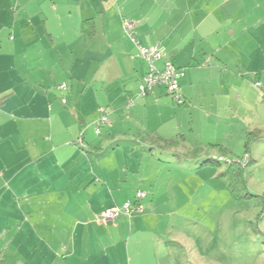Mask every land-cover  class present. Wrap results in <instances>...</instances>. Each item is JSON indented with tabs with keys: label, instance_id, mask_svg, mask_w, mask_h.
Segmentation results:
<instances>
[{
	"label": "crops",
	"instance_id": "crops-1",
	"mask_svg": "<svg viewBox=\"0 0 264 264\" xmlns=\"http://www.w3.org/2000/svg\"><path fill=\"white\" fill-rule=\"evenodd\" d=\"M128 2L0 0V257L13 255L19 264H163L168 257L159 240V207L172 201L156 195L158 176L147 173L142 160L159 159L156 136L185 141V133L210 119L217 112V88L205 72L212 77L231 72L217 64L207 67L211 58L205 55L202 26L184 28L177 21L170 30H157L148 13L129 12ZM85 20L91 24L86 33ZM129 22L139 44L158 46L180 70L184 105L171 107L162 85L140 95L148 66L124 30ZM163 62L156 65L162 68ZM90 71L92 97L86 106L82 94L76 98L80 82L65 79ZM58 91H67L73 104L63 108L60 103L67 100ZM100 108L111 123L97 134ZM150 108L170 113L138 138L129 134L134 117L149 120ZM185 114L189 123L182 130L179 119ZM138 190L146 192L141 213L96 222L98 214L122 206Z\"/></svg>",
	"mask_w": 264,
	"mask_h": 264
},
{
	"label": "rangeland",
	"instance_id": "rangeland-1",
	"mask_svg": "<svg viewBox=\"0 0 264 264\" xmlns=\"http://www.w3.org/2000/svg\"><path fill=\"white\" fill-rule=\"evenodd\" d=\"M127 10L148 13L157 30H170L178 22L184 28L202 26L205 55L211 58L207 67L217 64L231 72L214 77L210 70L205 72L209 84L217 88V112L210 119L185 133V141L156 136L159 159L142 160L145 171L158 176L156 195L172 201L158 211L162 215L159 240L169 252L161 262L264 264V0H129ZM90 25L83 22L85 33ZM106 62L101 63L102 71ZM98 64H92L93 71ZM91 75L90 71L89 76L85 72L82 77L65 79L80 82L76 98L82 94L86 106L91 105ZM126 89L133 90L130 82ZM58 93L66 97L65 106L57 100L63 108L73 104L67 91ZM171 107L178 106L172 102ZM169 113L166 108H150L149 120L134 117L129 134L138 138L152 121L160 123ZM180 120L182 130L187 129V114ZM166 149L171 155L162 153ZM245 153L247 164L230 163Z\"/></svg>",
	"mask_w": 264,
	"mask_h": 264
},
{
	"label": "built area",
	"instance_id": "built-area-1",
	"mask_svg": "<svg viewBox=\"0 0 264 264\" xmlns=\"http://www.w3.org/2000/svg\"><path fill=\"white\" fill-rule=\"evenodd\" d=\"M125 32L135 42L138 48V56L148 66L147 73L143 78V85L140 87V95L145 96L148 91L155 85H162L165 87L167 94L171 97L172 101L176 105H183L184 99L179 93L178 77L180 76V70L175 68L174 65L167 59L159 50L158 46L148 45L143 46L136 40V34L132 23H124L123 25ZM164 59L162 68L156 65V62L160 59ZM62 89H67L65 84L60 85ZM133 99L129 98L128 103L132 104ZM100 117L95 123V132L99 134L100 129L109 126L111 121L108 116V111L104 108H100ZM78 144L83 147L82 138H78ZM146 193L142 190H138L133 200H127L122 206H113L96 216V222L109 224L114 223L119 217L127 216L131 217L135 211H141L142 205L140 200L145 197Z\"/></svg>",
	"mask_w": 264,
	"mask_h": 264
},
{
	"label": "trees",
	"instance_id": "trees-1",
	"mask_svg": "<svg viewBox=\"0 0 264 264\" xmlns=\"http://www.w3.org/2000/svg\"><path fill=\"white\" fill-rule=\"evenodd\" d=\"M83 22H88L87 20H85V21H83ZM129 100V99H128ZM134 102V101H133ZM184 105V104H183ZM154 141H155V139H154ZM153 144H154V142H153ZM247 145V144H246ZM224 150H226V151H229V149H226V148H224V147H222ZM248 157H249V155L248 154H244L242 157H240V158H237L236 160H232L230 163L232 164V163H237V164H239V165H241V164H247L248 163ZM135 197V196H134ZM134 197H133V199H134ZM145 198V197H144ZM143 198V199H144ZM133 199H131V200H133ZM142 199V200H143ZM142 200H140V204L142 205ZM144 210V208H143V205H142V210L141 211H135L134 212V214H136V213H141L142 211ZM0 264H19V261L17 260V258L15 257V256H13V255H3L2 257H0Z\"/></svg>",
	"mask_w": 264,
	"mask_h": 264
}]
</instances>
